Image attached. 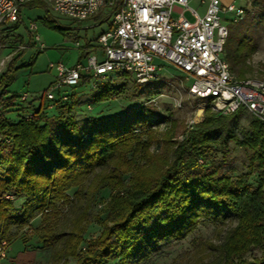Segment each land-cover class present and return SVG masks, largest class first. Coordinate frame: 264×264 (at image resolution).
Listing matches in <instances>:
<instances>
[{
  "label": "trees",
  "instance_id": "obj_1",
  "mask_svg": "<svg viewBox=\"0 0 264 264\" xmlns=\"http://www.w3.org/2000/svg\"><path fill=\"white\" fill-rule=\"evenodd\" d=\"M256 4L264 21V0ZM23 5L43 8L46 20L50 19L44 1ZM254 19L255 13L248 12L228 25L223 56L241 79L253 70L247 60L256 47ZM18 24L0 27V33ZM17 57L8 60L0 73V150L4 148L0 239L10 240L38 217L34 235L40 248L50 249L47 264H69L71 258L76 259L74 264H108L112 259L118 264H139L161 243L185 238L200 221L234 220L214 246V257L197 264H264V122L248 115V127L241 136L226 130L225 140H232L247 156L248 171L232 176L202 163L210 154L213 129L240 115L242 109L230 114L210 112L211 98H205V115L195 128L184 130L182 139L172 138L170 132L163 139L170 150L154 154L149 149L157 143L151 134L149 109L139 107L123 119L93 117L80 127L69 115L72 106L68 104L78 85L70 90L69 100H56L50 106L60 105L55 122L45 114L44 101L34 105L32 118H17L25 107L17 100L18 93L8 89L19 68ZM121 74L131 79V91L138 94L143 84L128 73ZM93 89V103L121 92L108 82ZM145 134L147 140L142 139ZM127 172L129 177L123 182ZM252 174L257 176L254 184ZM99 183L110 190L107 203L95 213L102 229L95 238L85 240ZM5 190L22 202L6 200ZM67 205L73 215L66 229H60L61 208Z\"/></svg>",
  "mask_w": 264,
  "mask_h": 264
},
{
  "label": "rangeland",
  "instance_id": "obj_2",
  "mask_svg": "<svg viewBox=\"0 0 264 264\" xmlns=\"http://www.w3.org/2000/svg\"><path fill=\"white\" fill-rule=\"evenodd\" d=\"M236 3L242 2L236 1ZM188 5L195 8L200 15L204 13L206 7V4L201 3V0H188ZM259 7L256 4L246 12L255 13L254 43L256 47L247 60V64L253 70L246 72L244 78L264 79V75L261 74V64H264V21L260 20ZM48 10L50 21L46 20L43 8L22 5L21 18L16 29L10 27L7 31L0 33V45L4 46L0 48V59H6L7 64L8 60L18 56L16 65L19 68L8 89L15 93L27 92L29 94L28 101L36 102L34 105L39 104L35 97H40L56 76V71L53 68H48L49 63L61 62L65 66H72L78 60L84 61V56L80 55L83 46L90 40L94 41L105 27L104 22L94 25V18L99 19L96 16L76 21L60 15L50 8ZM185 15L192 19L188 11L185 12ZM224 17L230 18V14H225ZM31 21L36 24L34 31L28 29ZM162 65L163 72L160 78L141 85L138 94L131 91V79L121 73H108L104 78L97 80L96 86L108 82L114 85L118 91L121 90L117 95L102 102H92L91 96L94 87L91 86V81L78 85L74 89L75 95L68 103L72 106L69 115L80 127H84L93 117H105L109 120L123 119L125 116L130 117L137 108L145 107L150 110L148 118L152 129L151 134L157 141L150 145V151L154 154L168 152L171 145L163 139L170 132L173 135L172 138L182 139L184 130L195 128V125L203 119L208 102L204 97L188 93V85L192 79L187 78L183 71L166 61H163ZM234 73L236 74V72ZM131 78L133 77L131 76ZM123 94H129L130 97L125 99ZM44 102L46 104L45 114L55 122L54 117L59 113L60 105L51 108L47 106L48 102ZM208 107L210 112L216 113L210 104ZM248 115L251 114L243 111L237 117L228 119L224 126L221 125L213 129L210 135V154L202 163L203 166L209 169L217 167L220 172L232 176L248 171L245 151L232 140L224 138L226 130L241 136L248 127ZM9 117L14 118L15 113L10 112ZM138 134L140 136L141 131ZM148 137L145 134L142 139L147 140ZM5 144L7 146L9 143L5 142ZM3 150L4 148L0 150V156L4 154ZM129 154H126L127 158H129ZM127 177H129V172L122 176V181L125 182ZM256 180V174H252L251 182L254 184ZM99 184L95 195L96 200L90 210L93 215L89 216L88 222H90H87L84 233L85 240L95 238L102 229L100 223L94 218L107 203L110 190L107 185ZM69 192L71 194L72 190ZM3 196L6 200L16 202V204L22 202V198L17 197L11 190H5ZM72 215V207L70 205L63 206L58 220V228L66 229ZM38 222L39 218L36 217L10 240L0 239V246L2 241L10 245V248L6 250L5 258L1 260L2 264H47L50 249L40 248L34 235V227ZM234 224V220L200 221L185 238L172 243H161L158 249L152 251L139 264H197L200 259L209 261L214 257V246L222 240L226 230ZM84 244L81 245L84 246ZM75 260V258H71L69 264H74ZM108 264L118 263L112 259Z\"/></svg>",
  "mask_w": 264,
  "mask_h": 264
},
{
  "label": "built area",
  "instance_id": "obj_3",
  "mask_svg": "<svg viewBox=\"0 0 264 264\" xmlns=\"http://www.w3.org/2000/svg\"><path fill=\"white\" fill-rule=\"evenodd\" d=\"M27 1L0 0V27L19 22L21 7ZM42 1L48 9L72 20L96 16L99 19L94 18V25L104 22L105 27L89 52L82 55L84 61L72 66L49 63L56 76L40 97H35L39 104L46 101L50 107L56 100L67 101L70 88L83 80L95 87L108 73H128L139 84L149 83L160 78L162 62L166 61L192 79L189 94L211 98L215 112L230 114L242 109L264 122V79L238 78L223 56L229 23L242 19L256 0H201L206 4L201 15L188 0ZM186 11L192 19L186 17ZM28 29L36 30V24L31 21ZM5 64L6 59H0V73ZM28 97L27 92L18 93L17 100L25 107L19 119L32 118L34 107L39 105L32 106L36 102ZM9 248L7 242H1L0 264Z\"/></svg>",
  "mask_w": 264,
  "mask_h": 264
},
{
  "label": "crops",
  "instance_id": "obj_4",
  "mask_svg": "<svg viewBox=\"0 0 264 264\" xmlns=\"http://www.w3.org/2000/svg\"><path fill=\"white\" fill-rule=\"evenodd\" d=\"M92 43H93V41H91V40L88 41V45L83 49L82 52H80V55H81V56H82V55H86V53L89 52Z\"/></svg>",
  "mask_w": 264,
  "mask_h": 264
}]
</instances>
